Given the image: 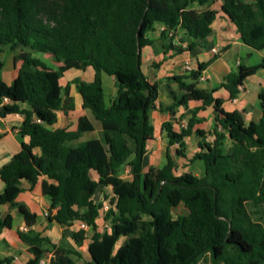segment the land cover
<instances>
[{"label":"trees","instance_id":"obj_1","mask_svg":"<svg viewBox=\"0 0 264 264\" xmlns=\"http://www.w3.org/2000/svg\"><path fill=\"white\" fill-rule=\"evenodd\" d=\"M210 1L0 0V48H25L15 56L21 64L10 84L1 77L4 63L0 60V117L23 115L19 135L28 137L0 168L5 184L0 205L16 206L31 227L36 213L16 203V198L22 179L32 188L43 176L41 192L51 200L47 221L64 226L80 221L93 231L84 264H264V88L258 94L260 119L245 124L237 110H224L223 100L213 96L215 89L197 86L213 59L168 77L183 93L169 90L171 102L160 104L161 112L172 116L177 107L201 101L179 132L170 121L163 122L168 143L183 148V138L192 132L203 138L204 130L194 129L200 122L196 113L209 105L216 111L215 139L212 144L199 141L200 150L190 159L202 161L200 176L191 171L175 174L176 164L168 152L163 166L146 171L142 167L146 140L153 134L148 111L158 98L159 86L143 72L140 50L159 42L164 53L181 54L199 41L206 42L217 11L193 5ZM220 11L246 45L264 52V0H221ZM156 26L161 29L155 39L149 33ZM34 52L49 54L59 66H49ZM87 67L94 70L92 80L72 82L81 107L90 110L103 130L101 145L95 139L78 140L82 133L94 130L86 115L78 118L74 130L48 128L57 111L74 109L69 84H60L64 69ZM258 69H264V55L253 66L239 63L221 85L230 98H236L243 81ZM103 73L115 82L109 105ZM37 147L40 158L33 153ZM125 164L131 165L130 179L120 176ZM104 186L113 192L106 196L109 207L104 215L110 232L100 233L96 218L103 203L93 196ZM179 203L188 212L174 217L172 209ZM13 221L10 213L0 217V233L12 228ZM17 235L32 254L25 264H40L47 252L52 254L51 264H75L73 257L79 256L72 247L56 245L39 232L18 229ZM120 237L125 240L113 250L112 243ZM84 238L82 228L72 233L76 246ZM11 261L10 256L0 258V264Z\"/></svg>","mask_w":264,"mask_h":264},{"label":"crops","instance_id":"obj_2","mask_svg":"<svg viewBox=\"0 0 264 264\" xmlns=\"http://www.w3.org/2000/svg\"><path fill=\"white\" fill-rule=\"evenodd\" d=\"M244 1L253 2L254 0ZM220 5L221 0H219V2L211 0L209 4L204 6H198L195 4L193 5V7L198 10L210 8L217 11L216 17L211 24L212 33L207 38L206 42L199 41L190 51H184L181 54H176L172 50L164 53L160 47L159 42H156L154 45H152L153 53L151 54L150 59L145 62V66H143L141 60V68L150 82H156L162 85L166 82V86L163 88L164 91L162 93L159 92L154 106L148 111L149 121L151 116V118H153L154 124L156 125V129L153 127L152 137L146 140L147 151L144 155L142 165L144 171H146L149 167L163 166L166 163V152H168L172 160L176 164V167L174 169L175 174H181L185 171H191L195 175L200 176L203 173V164H197L198 171L194 172L191 170V166L193 165L194 161H190V159L195 152L200 150V148L198 147L199 141L212 144L215 139L212 131L215 125L216 111L213 106H206L204 109H201L196 113V117L200 119V122L195 124L194 129L200 128L204 130V137L202 138L195 132H192V134L183 138V141L185 143V146L183 148L180 147L178 143H174L171 145L168 143L167 133L165 132L162 124L165 121H170L172 123V128L175 131L179 132L181 128H184L186 126L187 120L191 116L190 110L200 106L201 101L194 100L190 101L187 107H177L174 115L172 116L167 112H161L159 110L160 104L165 105L171 102L169 90H175V92L179 96L183 93L182 90H178L176 88L175 82L167 81V78L173 75L185 74L186 71L184 70L183 64L185 60L189 61L192 69H195L198 62L213 59L211 63L206 67V69L202 72L197 86L206 90L215 89V91L213 92V96L219 97L223 100L222 107L224 108V110H237L245 124H248L251 121L257 122L261 117L262 112L258 94L264 88V69H258L254 74L248 76L243 81V84L241 85L242 91L237 95L236 98H230L229 92L221 85L226 74H228L229 72H234L227 65V62L230 58H236L235 66L237 70V66L239 63L244 64L245 66H253L258 64L261 61L264 52L262 50H257L246 45L240 39V35L236 31L235 25L228 19V17L224 13L220 11ZM160 29L161 28L159 26H156L155 31L149 33V35L156 39L159 35ZM145 47L149 46H144L142 47V49ZM212 48L218 49L219 52L214 53L212 51ZM24 49L25 48L20 45L13 49L9 48L8 46L0 48V60L4 63L1 69V77L7 84H10L17 75L21 61L15 59V56ZM142 49L140 51H142ZM34 55L36 56L38 54L34 53ZM40 56L49 66L53 68L59 66V64H56L52 61V58L49 54ZM154 64H158V66L154 67ZM66 72L71 75L72 80H66L64 83H62L64 73ZM104 74L105 73L102 74V78ZM83 75H86V77H84ZM93 75L94 70L91 67H87L85 70L69 68L68 71L63 72V76L60 79V84L62 86L69 84V95L73 97L74 109L69 110L66 113L63 111H57L55 121L52 124H49L48 128H65L68 130H74L77 126L78 118L81 115H86L93 123L94 130L82 133L78 140H83L85 138L83 136L85 133L89 134L100 132L103 134V130L99 122L94 119L90 110L83 109L81 107V97L79 93L76 92L77 90L75 88V84L72 82L74 78H79L83 81H91ZM109 79L113 84H115L113 77L109 76ZM247 85H250L251 88L248 89ZM113 89V96L109 98L108 101H106L105 99L107 105L110 104L111 99H113V97L115 96V86ZM250 91L254 97L248 96ZM22 120L23 115L18 113H8L0 117V168L3 165L7 164L11 160V157L20 150L21 140L28 141L27 136L21 138L19 135V127L22 123ZM84 140H88V137L86 136V139ZM228 144L229 141L226 136L225 146H228ZM180 151L183 152V156L180 155ZM33 153L38 158L41 157L40 148H34ZM128 169L130 174L128 176H124L127 177L125 179L131 178V165H128ZM90 176L94 180L97 179V174L93 170L90 171ZM43 178V176L39 177L37 183L32 188H30V184L28 181L22 179L20 184V186L22 187V191L16 198V203L24 204L31 212L36 213V222L31 227L26 226L23 217L18 214L16 206L8 203L0 205V217L3 218L8 213H10L13 216L14 220L18 219V224L16 226L14 225L13 221L12 228L4 229L0 233V249H2L0 258L6 256L12 257L11 264H25L26 261L32 257V254L27 250V245L19 239L17 235L18 229L23 231H27L30 229L33 232H39L42 236H47L50 241L56 245H61V240L64 237L68 240V247H72L79 253V256H76L79 259H83V252L81 247L86 246L87 249L89 244L91 243V235L93 231L88 226H86L84 228L85 238L82 242V245L76 246L74 244L72 240V233L80 229V221H74L72 225L64 226L57 223L56 221L48 222L47 219L44 220L43 216L48 211L51 205V200L41 192V180ZM4 186L5 184L0 178V193L3 191ZM97 194L106 195H104L101 199H96ZM106 196H113V192L110 186L99 187L95 192L93 199L95 202L108 204ZM179 205H183V203H179L177 206ZM102 208L100 209L99 216L96 218L97 230L100 233L104 231L110 232V222L109 220L104 219L106 210ZM16 215L18 218H16ZM100 222L105 223L107 228L105 227V229L102 230L99 225ZM88 230L90 232L89 237ZM124 240L125 237H120L117 241L113 242L112 245L116 243V247L113 248V250L121 245ZM47 253L51 254V252ZM73 258L75 260V264H78L75 257ZM88 260L89 254L87 251V257L83 259V264Z\"/></svg>","mask_w":264,"mask_h":264},{"label":"rangeland","instance_id":"obj_3","mask_svg":"<svg viewBox=\"0 0 264 264\" xmlns=\"http://www.w3.org/2000/svg\"><path fill=\"white\" fill-rule=\"evenodd\" d=\"M215 2H219V0H215ZM34 53H36V54H38V55H36V56H38V57H40L41 59H43L40 55H44V54H40V53H38V52H34ZM153 53V47L152 46H149V47H145V48H143L142 49V51H141V60H142V63H143V66H145V62L148 60V59H150V56H151V54ZM147 57H149V58H147ZM235 59L236 58H234V57H232V58H230L229 59V61L227 62V65L229 66V68L232 70V71H236V66H235ZM183 64H184V62H183ZM184 70H185V68H184ZM65 71H68V69H64V72ZM148 71H151V70H148ZM84 77H86V75H83ZM66 80H72V78H71V75L69 74V73H64V77H63V79H62V83H64ZM166 83V82H165ZM165 83L162 85V84H159L158 83V86H159V92L160 93H162L163 91H164V87L166 86L165 85ZM102 85H103V89H104V93H105V99H106V101H108L109 100V98H111L112 96H113V92H114V86H115V84H113L112 82H111V80L109 79V76L108 75H106V74H104L103 75V78H102ZM248 86V89H250L251 88V86L250 85H247ZM77 92V91H76ZM248 96H250V97H254L253 95H252V93H251V91L249 92V94H248ZM150 122H151V124L153 125V127L156 129V125L154 124V122H153V118H151V116H150ZM85 138L84 139H86V136L88 137V139H90V140H92V139H95L96 141H98L99 143H100V145L101 144H103V142H104V138H103V134L102 133H100V132H94V133H89V134H84L83 135ZM83 139V140H84ZM81 141V140H80ZM196 164V165H195ZM197 164H200V165H202V161H200V160H196V161H194V163H193V165L191 166V170L192 171H198V166H197ZM128 165L129 164H125L122 168H121V170H120V176L121 177H123V178H127V177H124V176H128L129 174H130V172H129V169H128ZM104 195H106V194H97L96 195V199H101V198H103V196ZM107 202V201H106ZM187 213V210H186V208L183 206V205H179V206H177V207H175V208H173V216L175 217V216H177V215H179V214H186ZM44 220H46V214H44ZM16 218H18L17 217V215H16ZM18 224V219H15L14 220V225L16 226ZM99 225H100V228L103 230V229H105V227H106V225H105V223H99ZM107 228V227H106ZM89 234H90V232H89V230H88V237H89ZM68 240L66 239V238H62V240H61V245H64V246H68V242H67ZM120 243V242H119ZM118 244V243H117ZM115 245V246H114ZM112 247L113 248H115L116 247V243L115 244H113L112 245ZM81 249H82V254H83V259H85L86 257H87V249H86V246H83V247H81ZM1 251H2V249H0V253H1ZM50 253H47V254H45V258L49 255ZM0 257H1V254H0ZM75 257V259L77 260V263L78 264H83V259H79L78 257H76V256H74Z\"/></svg>","mask_w":264,"mask_h":264},{"label":"built area","instance_id":"obj_4","mask_svg":"<svg viewBox=\"0 0 264 264\" xmlns=\"http://www.w3.org/2000/svg\"><path fill=\"white\" fill-rule=\"evenodd\" d=\"M212 51L214 53H218L219 52V50L216 49V48H212ZM184 68H185V71H188V70H191L192 69L191 66H190V64H189V61L188 60H185L184 61ZM239 88L242 91V87L240 86ZM102 209L107 210L108 209V204L104 203ZM85 227H86V224H84L83 222H80V228L84 229ZM51 259H52V254H49L46 258H44V259H42L40 261V264H51Z\"/></svg>","mask_w":264,"mask_h":264}]
</instances>
